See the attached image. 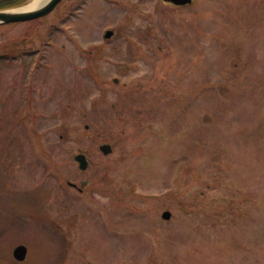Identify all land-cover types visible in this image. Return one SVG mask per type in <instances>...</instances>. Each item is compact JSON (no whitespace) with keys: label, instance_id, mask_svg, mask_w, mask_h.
Returning <instances> with one entry per match:
<instances>
[{"label":"rangeland","instance_id":"rangeland-1","mask_svg":"<svg viewBox=\"0 0 264 264\" xmlns=\"http://www.w3.org/2000/svg\"><path fill=\"white\" fill-rule=\"evenodd\" d=\"M194 1L2 25L0 264H264V0Z\"/></svg>","mask_w":264,"mask_h":264},{"label":"water","instance_id":"water-1","mask_svg":"<svg viewBox=\"0 0 264 264\" xmlns=\"http://www.w3.org/2000/svg\"><path fill=\"white\" fill-rule=\"evenodd\" d=\"M63 0H49L45 2L43 5H40L36 8H33V10L29 11H23V12H17L15 10H20L23 7L20 8H12V9H2L0 11V26L2 24H13V23H23L28 21H34V19L43 18L46 15L51 14L55 11L56 7L62 2ZM164 3L175 5V6H187V5H193V0H163ZM114 32L109 30V32L106 33L105 38L110 39L113 36ZM101 151L104 154H109L112 152V146L108 144H104V146L101 147ZM76 160L79 162V165L82 170L88 168V160L87 156L84 154H80L76 156ZM164 219L171 220V213L165 212L163 213ZM28 248L23 245L19 246L14 251V256L18 261L23 262L27 258Z\"/></svg>","mask_w":264,"mask_h":264},{"label":"trees","instance_id":"trees-1","mask_svg":"<svg viewBox=\"0 0 264 264\" xmlns=\"http://www.w3.org/2000/svg\"><path fill=\"white\" fill-rule=\"evenodd\" d=\"M29 0H0L1 9H12V7H21Z\"/></svg>","mask_w":264,"mask_h":264},{"label":"bare ground","instance_id":"bare-ground-1","mask_svg":"<svg viewBox=\"0 0 264 264\" xmlns=\"http://www.w3.org/2000/svg\"><path fill=\"white\" fill-rule=\"evenodd\" d=\"M49 0H31L27 5H25L22 9L20 10H15L17 12H23V11H29L33 10V8H36L40 5H43L45 2Z\"/></svg>","mask_w":264,"mask_h":264}]
</instances>
